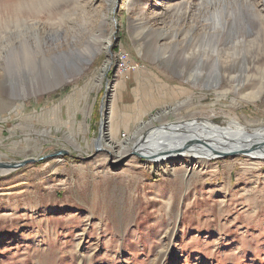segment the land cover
<instances>
[{
  "label": "rangeland",
  "instance_id": "1",
  "mask_svg": "<svg viewBox=\"0 0 264 264\" xmlns=\"http://www.w3.org/2000/svg\"><path fill=\"white\" fill-rule=\"evenodd\" d=\"M236 38L255 78L214 61ZM212 41L207 61L264 90V0H0V161L36 160L0 167V264H264V159L131 154L170 122L264 119V96L217 105L180 75ZM103 128L114 145L96 151Z\"/></svg>",
  "mask_w": 264,
  "mask_h": 264
},
{
  "label": "bare ground",
  "instance_id": "2",
  "mask_svg": "<svg viewBox=\"0 0 264 264\" xmlns=\"http://www.w3.org/2000/svg\"><path fill=\"white\" fill-rule=\"evenodd\" d=\"M215 22L216 24L222 23V19L219 17H216ZM32 25L30 27L35 28L36 25L35 24H32ZM217 25L219 27V24ZM222 28L223 26L221 25V29ZM235 40H234L235 42L231 44L227 48V50L224 51V53L226 54V57L223 58V57L215 56V60H214L215 63L222 64V65L225 64L226 67H228L231 64L233 68H236L239 65L240 59L238 60V58H234L236 57V54H237L236 51L240 53L241 50H244V47L246 45L248 46L252 45L254 42L253 41L246 42L245 40H239V39L237 40V38ZM209 44L212 46L213 49L209 50L210 49L209 46L201 49V51L205 55H207L206 60L202 59V61L194 63V64H197L196 70L190 69V72L185 73L184 71L180 73V75L181 74L186 75V79H188V81L193 86H201V87H204L206 90L213 91V93H215L216 98H217L214 104H217V105L224 98L228 97L229 93H232L233 95L237 94L238 96L240 95L239 98L243 99L244 101L254 102L256 100H260L264 96V90L259 89L260 88L259 84H257L254 89H252L251 87L249 88L247 86H244V84H239V82L241 81V78L239 77L240 73L234 72L237 74H233V75L230 74L228 76H226L225 74L223 75L221 72L225 71V69H222L221 71L219 68L214 67L212 65L213 64L212 61H207L209 58L211 59V56H214V54L216 53L219 54L222 51V50L220 51L219 49H224V46L218 48L219 46L217 47V43H215L214 41H212ZM183 51L185 54L186 50H183ZM209 52L211 53L210 55H209ZM2 53L0 52L1 55ZM85 53L86 55L83 58H81V61L87 63L91 60L90 57L92 56L91 55L92 52H89L88 50H86ZM125 57H126L125 60L122 61V65L120 66V69H122V71L124 72L123 74H121L123 78L124 76L132 75L133 74V72L131 71L132 69H135L134 71H138V67H136L135 65H132L133 63L130 61V59H128L127 54H125ZM151 57H154V56H151ZM231 59L235 61L236 64L230 63ZM244 60L247 63L240 64L239 69L243 71L244 73L248 74L250 77L255 78L254 74L258 70L255 66L258 65L259 63L258 60L261 61V58L252 59V57H249V58L245 57ZM185 63H187V61ZM259 72L263 74V72H261L260 70ZM223 77L227 78L228 80H222ZM226 81H228V84ZM258 81L262 82L264 81V78ZM224 83H226L227 84L226 86L229 87L227 91L225 92L218 91L217 90L218 87L223 85ZM178 89H180V97L184 95L185 96L189 95L193 92L189 88H186V89L178 88ZM177 102L179 101L177 100L176 103ZM229 103L231 104V107H232V106H235L236 104H239L240 102L236 98H233V101H230ZM177 106H175V108ZM228 106L229 105H227V107ZM225 118L226 119L223 120L221 123H217L213 121V119H206V120L191 119V120L183 121V122H170V123L164 124L162 127L154 128V130L150 131V133L146 135L147 139H143L141 141L139 140L134 141L133 147H132L133 153L131 154L135 156H139V154L144 156L145 154L146 155L152 154V152L157 151V149L159 148L178 146L177 148H174L172 150L160 149L162 151H168L170 153L169 156L166 157V155H163L160 157H156L155 159L149 158L147 161L161 163L167 160V162H169L170 164L175 165L177 161L176 159L184 156L187 159H192L187 164L185 161L181 162L182 165H185L188 168L189 166L196 165L198 163V160L206 161V160H209L207 158L212 159L213 155H215V158L222 157L223 155L221 154H224V153H227V155H234V156L238 154H244L245 156L252 157L253 160L264 159V119L259 124H255V123L252 124L250 122H247L246 120L244 121L243 119L242 121L240 118L236 117L234 114L227 115ZM144 127H145V124L139 127V129H143ZM143 136L144 135H142V137ZM104 137L107 141L105 142L107 145L109 146L114 145L112 142L113 140L110 139L111 138L110 135L108 133H105L104 128H103L100 134L101 141L99 143L97 141V144H96L98 145L97 150H100V146H103L102 144L104 143V141L102 140L104 139ZM124 143H120L119 146L116 145L115 143V147L118 146L120 150V152L118 153L120 154L124 151V149H127ZM162 145H165V146H162ZM207 147L209 148L210 152H213L215 154L210 155V152L207 150L208 149ZM121 157L122 156L119 155L117 160L120 159ZM194 158L197 160H193ZM21 162H18V163H21ZM9 164H11V166H6V168H9V169L16 168L15 166H13L14 163H9ZM114 164H117V163H114Z\"/></svg>",
  "mask_w": 264,
  "mask_h": 264
},
{
  "label": "water",
  "instance_id": "3",
  "mask_svg": "<svg viewBox=\"0 0 264 264\" xmlns=\"http://www.w3.org/2000/svg\"><path fill=\"white\" fill-rule=\"evenodd\" d=\"M162 146H165V145H162ZM178 146H172V147H163V148H159V149H157V151H155V152H152V154H145L144 156L143 155H140L139 154V156L138 157H140V158H143V159H145V160H148L149 158H156V157H160V156H163V155H166V157L167 156H169V152L168 151H162V150H160V149H169V150H172V149H174V148H177ZM208 148V147H207ZM208 151H209V148L207 149ZM96 151H98V150H96ZM210 152V151H209ZM52 155L51 156H57V155H63V154H65L64 153V151H56V152H53V153H51ZM213 154H215V153H213V152H210V155H213ZM130 155V154H129ZM221 155H223V156H225V155H227V153H224V154H221ZM212 158H215V155H213L212 156ZM40 159H44V158H40ZM166 159V158H165ZM207 159H210V158H207ZM33 162H36V160L34 159V158H29V159H27V160H24L23 162H21V163H18V162H13L14 163V165L13 166H15L16 168H22V167H24L26 164H31V163H33ZM16 163H18V164H16ZM17 165V166H16ZM6 166H11V164H9L8 162H6V161H4V162H1L0 161V167L1 168H3V167H5L6 168Z\"/></svg>",
  "mask_w": 264,
  "mask_h": 264
}]
</instances>
